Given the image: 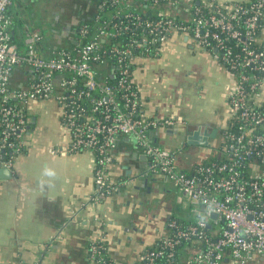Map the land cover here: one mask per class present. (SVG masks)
I'll use <instances>...</instances> for the list:
<instances>
[{
  "label": "built area",
  "instance_id": "2783aa9c",
  "mask_svg": "<svg viewBox=\"0 0 264 264\" xmlns=\"http://www.w3.org/2000/svg\"><path fill=\"white\" fill-rule=\"evenodd\" d=\"M0 0V165L12 168L29 147L32 102L54 99L67 138L63 151L90 150L94 156L96 198L127 180L113 181L108 167L122 135L133 136L149 158L192 203L194 221L172 217L169 232L155 248L139 254L138 264H162L183 240L195 242L185 264H249L264 255V0H90V17L102 22L89 32L81 18L72 28L76 44L42 52L45 33L27 27L17 39L10 8ZM115 6L107 17L101 6ZM168 12H159V7ZM174 33L210 50L231 74L228 125L223 156L197 163L191 171L176 164V151L154 142L151 128L175 126L172 117H148L136 72L161 52ZM78 34L81 37H78ZM216 213V216H213ZM90 244L97 264H118L103 254L106 242ZM38 264V263H37Z\"/></svg>",
  "mask_w": 264,
  "mask_h": 264
},
{
  "label": "crops",
  "instance_id": "0c3cea01",
  "mask_svg": "<svg viewBox=\"0 0 264 264\" xmlns=\"http://www.w3.org/2000/svg\"><path fill=\"white\" fill-rule=\"evenodd\" d=\"M27 2L30 0H17L10 8L17 39L27 28L19 12L25 11ZM165 12L168 8L160 6L157 13ZM72 27L58 36L61 43L45 33L42 52L49 54L55 46H74ZM259 39L264 42V25ZM136 77L145 114L176 120L175 126L151 128L149 135L176 151L179 168L191 171L199 162L223 156L221 142L228 125L232 76L210 50L185 34L174 33L161 43L158 55L140 63ZM259 98L264 101V89ZM31 115L30 132L38 120L36 114ZM198 128L202 135L208 132V144L187 141V135ZM59 132L60 139L49 147L51 154L44 166H23L22 159L31 152V140L27 150L17 156L11 174H0V264H97L90 244L99 238L106 242L108 256L116 263L138 264L139 254L169 232L170 218L184 224L194 221L192 203L181 196L166 174L150 170V160L133 136H120L108 167L113 181L127 183L98 199L93 153L63 151L67 136L60 125ZM46 170L55 175H45ZM195 249V242L181 247L184 263ZM249 264H264V255Z\"/></svg>",
  "mask_w": 264,
  "mask_h": 264
},
{
  "label": "rangeland",
  "instance_id": "374dc122",
  "mask_svg": "<svg viewBox=\"0 0 264 264\" xmlns=\"http://www.w3.org/2000/svg\"><path fill=\"white\" fill-rule=\"evenodd\" d=\"M25 5V11H19L26 19H21L22 25L41 29L57 43H61L58 36L65 25L68 27L75 20L89 16L93 10L90 0H30ZM30 113L36 114L38 120L34 131L26 136L33 141V145L31 152L22 159V164L27 168H36L44 166L47 154H51L49 147L60 139L58 106L54 99L40 100L32 102Z\"/></svg>",
  "mask_w": 264,
  "mask_h": 264
},
{
  "label": "trees",
  "instance_id": "16d2710c",
  "mask_svg": "<svg viewBox=\"0 0 264 264\" xmlns=\"http://www.w3.org/2000/svg\"><path fill=\"white\" fill-rule=\"evenodd\" d=\"M101 1L98 0L97 6L98 4H100ZM101 8H103L102 10H99L96 14H101L102 18L103 17H107L109 14L114 12L115 6H110V5H104L101 6ZM82 24H87L88 28H89V32L86 33L85 35H83L82 37V41H87L90 39L91 35L90 32L94 31L95 29L98 28V26L100 25V23L102 22L101 20H96L95 16L93 17H89L88 19H84L82 20ZM77 25H73V28H75ZM78 27V26H77ZM78 37H81L78 34ZM161 240H158V242L156 243L155 246L149 247V248H155L158 246V244L161 243ZM104 242V241H103ZM193 241L191 240H183L176 248L175 254L173 257H171L170 259H168L166 256L159 258L158 260L162 263V264H185L184 261L182 260V255H181V247L184 246V244H190ZM104 255L108 256V249H105L102 251ZM110 257V256H108Z\"/></svg>",
  "mask_w": 264,
  "mask_h": 264
},
{
  "label": "water",
  "instance_id": "95a60500",
  "mask_svg": "<svg viewBox=\"0 0 264 264\" xmlns=\"http://www.w3.org/2000/svg\"><path fill=\"white\" fill-rule=\"evenodd\" d=\"M201 129L198 128L197 130H194L193 132L189 133L187 135V141L189 143H199V144H208L209 143V139H208V132L205 131L204 135L201 134ZM11 168L9 167H4L3 165H0V174L4 175L5 173L7 175L11 174ZM216 213H213V216H216Z\"/></svg>",
  "mask_w": 264,
  "mask_h": 264
},
{
  "label": "flooded vegetation",
  "instance_id": "af4514ba",
  "mask_svg": "<svg viewBox=\"0 0 264 264\" xmlns=\"http://www.w3.org/2000/svg\"><path fill=\"white\" fill-rule=\"evenodd\" d=\"M91 5L93 6V5H95V2L94 1H92L91 2ZM77 19V18H76ZM79 20H80V18L79 19H77V20H75V22L74 23H71L69 26L71 27V26H73V25H77L78 24V22H79ZM73 28V27H72ZM67 29V27H66V25L62 28V30H61V33H62V31L63 30H66ZM226 68V67H225ZM227 69V68H226ZM228 70V69H227ZM231 86V85H230ZM229 89H230V87H229ZM228 97H229V90H228Z\"/></svg>",
  "mask_w": 264,
  "mask_h": 264
},
{
  "label": "clouds",
  "instance_id": "9594fccd",
  "mask_svg": "<svg viewBox=\"0 0 264 264\" xmlns=\"http://www.w3.org/2000/svg\"><path fill=\"white\" fill-rule=\"evenodd\" d=\"M45 175H47V176H54L55 173L52 172V171H50V170H46V171H45Z\"/></svg>",
  "mask_w": 264,
  "mask_h": 264
}]
</instances>
